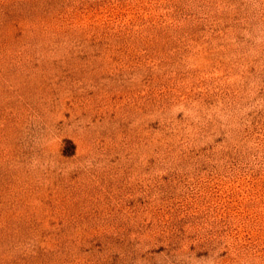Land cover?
<instances>
[{"label":"rangeland","instance_id":"1","mask_svg":"<svg viewBox=\"0 0 264 264\" xmlns=\"http://www.w3.org/2000/svg\"><path fill=\"white\" fill-rule=\"evenodd\" d=\"M0 264H264V0H0Z\"/></svg>","mask_w":264,"mask_h":264}]
</instances>
